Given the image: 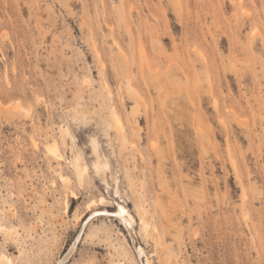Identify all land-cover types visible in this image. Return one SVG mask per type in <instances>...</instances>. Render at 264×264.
<instances>
[{
	"label": "rangeland",
	"instance_id": "374dc122",
	"mask_svg": "<svg viewBox=\"0 0 264 264\" xmlns=\"http://www.w3.org/2000/svg\"><path fill=\"white\" fill-rule=\"evenodd\" d=\"M137 247L264 264V0H0V256Z\"/></svg>",
	"mask_w": 264,
	"mask_h": 264
},
{
	"label": "bare ground",
	"instance_id": "6f19581e",
	"mask_svg": "<svg viewBox=\"0 0 264 264\" xmlns=\"http://www.w3.org/2000/svg\"><path fill=\"white\" fill-rule=\"evenodd\" d=\"M51 146H52V145H51ZM48 148H49V146H48ZM49 151H50L54 156H58V154H57V150H56V147H55L54 145H53L52 147L49 148ZM59 157H60V156H59ZM72 164H73V162H72ZM75 164H77V163H75ZM75 168H76L75 171L77 170L78 177H79V179H80V177H81V173H80V172H82V170L80 171L81 168H80L78 165H75ZM118 207H119V210L116 211V212H114L113 215L116 216L117 218H119L121 221H123V223L125 224L126 227H132V220H133L132 216L128 213V211L126 210V208H125L124 206L118 205ZM117 209H118V208H117ZM96 213H98V212H95L94 215H95ZM103 213H108V212H107V211H103ZM126 215H127V216H126ZM126 217L129 218V221H128V218H126ZM130 220H131V222H130ZM74 245H75V244H74ZM74 245H73V247H74ZM73 247H71V249H70L68 255L73 251ZM136 251H137V253L139 254V256H140L141 258L144 257V262H143V264H150V261H149L148 258L145 256L144 251H143L142 248L137 247V248H136ZM0 257H1V260L5 261V264H10V260H9V258H8L7 256H5L4 254H2ZM67 257H68V256H66L65 259H66Z\"/></svg>",
	"mask_w": 264,
	"mask_h": 264
}]
</instances>
